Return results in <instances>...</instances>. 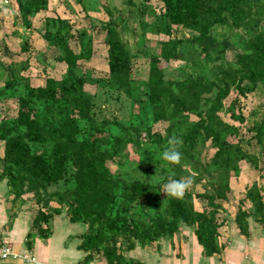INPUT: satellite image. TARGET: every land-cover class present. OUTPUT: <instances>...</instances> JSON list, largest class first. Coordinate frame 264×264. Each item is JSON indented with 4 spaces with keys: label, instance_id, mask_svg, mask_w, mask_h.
Returning <instances> with one entry per match:
<instances>
[{
    "label": "trees",
    "instance_id": "1",
    "mask_svg": "<svg viewBox=\"0 0 264 264\" xmlns=\"http://www.w3.org/2000/svg\"><path fill=\"white\" fill-rule=\"evenodd\" d=\"M16 1L26 29L50 2ZM150 1L125 0L127 15L112 13L103 4L109 16L99 25L107 48L105 76L82 70L94 55L90 30L73 31V24L60 16L44 17L39 34L46 51H55V62L65 64L61 78L47 74L42 84L33 85L23 74L27 60L6 63L0 58L5 74L0 101L11 98L15 104L12 114L0 113V181H6L14 206L28 199L39 206L30 238L48 237L50 219L62 210L71 222L85 224L78 246L86 252L84 262L95 254L105 264H144L126 258L124 250L171 237L181 225L193 229L203 254L211 256L224 250L222 236L231 224L245 236L250 218L264 226L263 183L247 185L236 199L234 215L227 209L220 217L233 197L231 182L240 175L241 162L264 177V98L248 116L242 110L248 95L264 96V0H159V11ZM131 18L142 38L141 48L133 52L122 35L129 30L137 36ZM149 31L167 35L152 51L142 48ZM20 50L29 52L28 38ZM228 50L235 51L234 60L227 59ZM46 51L41 59L49 65ZM138 55L148 58L144 79L133 76ZM171 62L184 65V77L166 75L164 64ZM88 84L129 100V118L101 115L97 92H89ZM161 122L167 123L164 130H155ZM247 122L246 135L242 128ZM170 137L181 141L182 153L181 163L171 168L160 159ZM129 147L158 150L153 159L145 153L136 176L108 164L125 165ZM171 175L193 177L182 199L160 190Z\"/></svg>",
    "mask_w": 264,
    "mask_h": 264
},
{
    "label": "crops",
    "instance_id": "2",
    "mask_svg": "<svg viewBox=\"0 0 264 264\" xmlns=\"http://www.w3.org/2000/svg\"><path fill=\"white\" fill-rule=\"evenodd\" d=\"M62 1L50 0L51 5L44 11L45 14ZM37 15L41 16L40 13ZM35 18L31 19V28H24L18 17L17 1L5 3L0 0V49H10L7 46L9 41L17 46H11L13 53L22 52L20 45L24 38L29 39L31 48L34 39H40L39 29L42 25L39 22L35 24ZM12 196L6 181H0V243L9 245L17 254L34 257L35 261L9 257L0 260V264H105V259L95 254L89 261H83L86 252L78 246L87 227L82 223L71 222L65 210L50 219L48 237L35 235L30 238L29 233L36 232L32 224L39 206L31 199L23 205L14 206ZM53 206L57 204L53 203ZM222 240H225L226 246L221 254L205 256L193 229L181 225L171 237L161 238L144 247L137 243L134 248L123 253L126 258L144 264H264V226L251 218L248 235L240 234L234 224L230 227V233L224 232Z\"/></svg>",
    "mask_w": 264,
    "mask_h": 264
},
{
    "label": "rangeland",
    "instance_id": "3",
    "mask_svg": "<svg viewBox=\"0 0 264 264\" xmlns=\"http://www.w3.org/2000/svg\"><path fill=\"white\" fill-rule=\"evenodd\" d=\"M81 4L77 2V0H63L59 6H55L51 8L49 12L45 14V10L40 11L36 13L35 16L32 18H35V24L37 22L43 23V18L46 16H60L64 19H68L70 23L73 24V31L81 30L82 28H88L93 36V46H94V55L93 58L82 64V70L90 69L93 76H105L108 71L107 62H106V54H107V48L106 45L103 43L104 38V32L99 28V25L101 23H104L108 20L109 16L108 13L105 11V7L103 4H106L107 7L110 9L112 13L119 12L120 14L127 15L128 7L125 3V0H81ZM136 2H139L140 0H135ZM85 7V11L82 9V5ZM149 4L154 8V10L159 11V8L161 6V2L159 0H152L149 2ZM51 5V3H50ZM49 5V6H50ZM130 8V7H129ZM48 10V9H47ZM41 14L39 17L37 14ZM146 19L148 21L154 20L151 16H147ZM33 20V19H32ZM32 22V21H31ZM129 24L131 25L130 28H134L135 33L137 36L133 35L131 31L129 30H123L122 35L123 38L127 41L129 44L131 51H137L138 48H141V36H140V27L137 24V21L133 18L129 20ZM90 26H95V28H90ZM129 26V25H128ZM34 28V26L32 27ZM41 31V27L39 29V32ZM220 31V29H219ZM181 32L188 36V31L181 30ZM179 31V33H181ZM167 38V35L164 33L157 34L153 31L147 32L145 36V43L144 47L148 50H155L158 47V41L161 39ZM73 46L76 48L75 43L72 41ZM16 44H10V42H7V46L10 47V49L5 51H2L4 48L2 47L0 49V58L2 60L12 61L14 63H24L27 60V66H29L26 70H24L23 74H27L31 78V83L33 85H39L42 84L44 81V78L47 74L53 75L56 78H61L65 73V64L55 62L53 59V56L55 54V51L49 50L46 51L47 48L44 45V41L42 38H35L34 43L32 47L30 48L29 52H12V47ZM47 52L48 56V62L49 65L42 60L41 53ZM226 57L228 60H234L235 57V51L234 50H228L226 53ZM147 60L148 58L146 56H136L133 59V76L137 79H144L146 77L147 73ZM180 63L176 64L175 62H171L168 65L164 64V68L166 71V75L168 77H177L181 78L184 77L185 71H184V65H179ZM5 78V74L3 71H0V86H2L1 80ZM86 89L89 92H97V95L95 97V102L98 107H100L101 115H104L105 117H112L113 115L123 119L127 120L129 118V111H130V102L129 100L123 98V97H116L113 92H105L100 87L93 84H88L86 86ZM234 94L232 93L231 96ZM230 96V97H231ZM229 97V98H230ZM229 98L225 100L226 104L229 101ZM264 96L261 95L259 92L256 94L248 95L247 98L243 101V113L248 116L249 112L255 108H258L263 101ZM9 110L10 114L13 113L15 110V104L13 99L8 98L4 101H0V113H4L5 111ZM261 111H264V107L261 109ZM100 115V116H101ZM221 115L225 119L228 118V114L221 113ZM255 116L250 117L253 119ZM238 124L237 122H235ZM250 122L245 123V125L242 128V132L247 135L244 127H246ZM167 123H157L154 125V129L157 131H163ZM248 150H253L254 147L252 145H246L245 146ZM3 151V145L0 143V155ZM129 157L123 166H118L114 162H109V166L112 170H125L126 173L130 176H136L138 175L136 169L139 168L140 164L146 159L145 153L152 154V159L156 156L158 153V150L147 147L143 150L138 151H132L129 147ZM209 153H212V150L209 151ZM241 173L238 177L232 178V185H233V191L234 194L233 197L230 198V202L225 204L226 208L225 211H221L220 217L225 216V213L228 209V214L233 216L234 212L236 210V199L240 195L243 194L245 191V188L247 185L258 183L264 184V177L259 178V173L257 170L251 168L247 163L241 162ZM264 174V172H263ZM196 190H201L200 186H197ZM242 193V194H241ZM249 203H247V206ZM195 206L197 209H201V202L198 199H195ZM232 226L234 224H231ZM230 233V232H229Z\"/></svg>",
    "mask_w": 264,
    "mask_h": 264
},
{
    "label": "clouds",
    "instance_id": "4",
    "mask_svg": "<svg viewBox=\"0 0 264 264\" xmlns=\"http://www.w3.org/2000/svg\"><path fill=\"white\" fill-rule=\"evenodd\" d=\"M181 141L177 137H170L167 146L160 152V159L166 162V166L171 168L173 165H179L182 160V153L179 150ZM193 183V177L175 178L174 175L169 176L160 187L167 197L182 199L185 191Z\"/></svg>",
    "mask_w": 264,
    "mask_h": 264
},
{
    "label": "built area",
    "instance_id": "5",
    "mask_svg": "<svg viewBox=\"0 0 264 264\" xmlns=\"http://www.w3.org/2000/svg\"><path fill=\"white\" fill-rule=\"evenodd\" d=\"M4 2L7 3L9 0H4ZM9 257L21 258L24 261H35L34 257L24 254H17L12 251L9 245L0 243V260L7 259Z\"/></svg>",
    "mask_w": 264,
    "mask_h": 264
}]
</instances>
